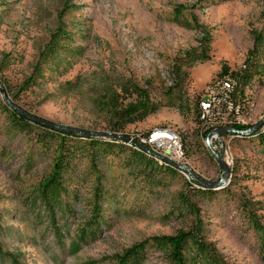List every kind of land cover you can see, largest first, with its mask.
Segmentation results:
<instances>
[{
	"label": "rangeland",
	"instance_id": "1",
	"mask_svg": "<svg viewBox=\"0 0 264 264\" xmlns=\"http://www.w3.org/2000/svg\"><path fill=\"white\" fill-rule=\"evenodd\" d=\"M59 27L70 37L63 42L69 51H62V65L44 64L45 77L27 88L25 80ZM252 30L264 37V0H0V264H110L145 238L189 230H198L228 264H264L241 209L244 199L264 201V145L256 137L225 135L232 162L224 175L199 118L210 83L245 67ZM203 36L210 38V58L184 62ZM222 66L228 72L219 75ZM257 69L237 96L252 101L244 111L248 125L264 117V64ZM137 88L158 109L122 125L115 110L137 100ZM7 101L57 124L102 133L94 136L103 140L111 138L108 132L137 136L175 128L192 173L159 169L155 156L158 161L147 167L151 175H144L120 147L95 160L89 151L81 154L70 189H78L80 199L69 230L73 234L90 216L97 173L108 190L105 222L96 239L70 254L71 238L60 243L43 207L32 202L53 170L59 134L35 124L17 127ZM221 177L226 182L216 184ZM200 186L216 193L193 189ZM257 214L264 224V209ZM165 253L151 249L139 264H170Z\"/></svg>",
	"mask_w": 264,
	"mask_h": 264
},
{
	"label": "trees",
	"instance_id": "2",
	"mask_svg": "<svg viewBox=\"0 0 264 264\" xmlns=\"http://www.w3.org/2000/svg\"><path fill=\"white\" fill-rule=\"evenodd\" d=\"M226 1V0H222ZM181 11V8H178ZM253 44L252 48L248 50V56L244 63V68L239 72H232L238 79L237 96L242 98L243 88L250 82L255 72H259L257 67L264 64V37L261 32L252 30ZM68 32L59 27L55 32L51 34L50 40L45 46L44 50L40 54L39 61L32 73V75L25 80L27 88L38 83L41 77H45L44 64H56L57 67L62 65V51L68 52L69 48L63 42L69 40ZM209 36H203L199 40V45L196 48H192L187 51L183 61L190 65L196 61H205L210 58L209 50ZM255 58L251 61V58ZM255 71V72H254ZM228 72L227 66H222V70L219 75L226 74ZM178 80H180L178 78ZM177 84H174L176 86ZM139 98L133 102H129L125 106L119 107L115 110V115L118 118L123 119V123H132L142 120L147 115L155 112L158 109V104L154 103V99L150 98L145 89H136ZM171 87L165 92L169 96L168 103H174L171 100ZM241 94V96L239 95ZM171 96V97H170ZM244 99V98H243ZM242 99V100H243ZM5 109L8 112L9 117L13 120V124L17 127H26L30 124H35L38 127L45 129L48 134H59L60 142L58 145V155L55 159L53 170L51 174L41 183L37 195L34 198L35 204L38 202L43 207L44 215L46 216L48 223L53 228L55 236L58 237L60 243L66 245L65 239L71 238V242L67 247V251L70 254L78 253L85 244L93 241L98 237L102 230L104 221L103 214V200L108 193V190L102 183V175L97 173L96 186L93 189V200L90 211V216L84 219L83 222L75 229L72 234L69 230V217H75L77 212L75 204L79 198L78 189H71V182L77 174V168L75 167V160L81 154L85 155L86 151L92 155L93 160L99 154L107 153L115 147H120L122 152L128 153V162H134L137 165L138 171H141L144 175H151L147 171V167L150 163L158 161L156 154L152 151L142 149L137 143L129 142L121 138L111 137L108 140L101 138H95L94 135H85L74 131L56 130L49 127H45L41 124L31 121L24 117L10 104L5 105ZM251 125L236 126L237 129H245L253 127ZM113 131H119V127L114 126ZM126 135V134H124ZM256 137L258 143L264 145V124L254 132L248 134H240L238 136ZM38 141L43 143L47 142V137H39ZM134 142H137L134 139ZM147 148V146H143ZM152 155V156H151ZM163 167V168H162ZM95 168V167H94ZM159 169H165L167 172L179 171L176 167L172 166L165 160L160 161ZM195 191H199L202 194L212 196L216 193V189L213 187H197L193 188ZM34 204V203H33ZM38 205V204H37ZM241 209L244 216L247 218L248 227L252 228L255 237L258 242L259 256L264 263V224L261 222L257 211L264 209V201L261 200H248L241 201ZM58 213H61V217H64L65 221L60 224ZM1 219V216H0ZM1 227V221H0ZM198 230L180 231L176 235H154L145 238L139 242L134 243L129 248L125 249L122 255L118 256L114 262L110 264H139L144 260L151 249L164 250L165 257L170 264H228L222 260L218 254L209 246L201 235L198 234ZM5 252L0 244V254ZM13 264H19L17 260L13 261ZM97 261L91 262L96 264Z\"/></svg>",
	"mask_w": 264,
	"mask_h": 264
},
{
	"label": "built area",
	"instance_id": "3",
	"mask_svg": "<svg viewBox=\"0 0 264 264\" xmlns=\"http://www.w3.org/2000/svg\"><path fill=\"white\" fill-rule=\"evenodd\" d=\"M237 85V78L225 76L221 80L215 81L213 88L209 92H205L202 98V128L212 139L215 152L220 154L225 165L230 161L224 147V136L231 137L229 129L240 126L239 117L241 116L233 102V93H237ZM219 128H226V131L217 132L216 130ZM129 137L137 138L141 143L147 145L148 150L157 153L159 157L180 164L179 148L172 133L166 130H157L150 135Z\"/></svg>",
	"mask_w": 264,
	"mask_h": 264
},
{
	"label": "water",
	"instance_id": "4",
	"mask_svg": "<svg viewBox=\"0 0 264 264\" xmlns=\"http://www.w3.org/2000/svg\"><path fill=\"white\" fill-rule=\"evenodd\" d=\"M8 104H10L13 108H15L20 114H22L24 117L30 119L31 121L33 122H36L38 124H41L45 127H49V128H52V129H56V130H65V131H74V132H78V133H81V134H85V135H103L102 133H98V132H90V131H85V130H80V129H77V128H74V127H70V126H65V125H62V124H57L53 121H50L48 119H45V118H41L39 116H36L32 113H29L25 110H23L22 108H20L18 105H16L15 103L11 102V101H7ZM264 124V117L258 121L253 127H249L247 129H237V128H231L229 129L230 132H233V133H238V134H248V133H251V132H254L255 130H257L259 127H261L262 125ZM217 132H224L226 131V128H219L216 130ZM104 135H108L109 137H115V138H121L123 140H126V141H130V137L127 136V135H124L122 133H119V132H108ZM134 143V142H133ZM142 149H145L147 151H149L147 148L143 147V146H140ZM213 155L217 158V160L219 161L221 167H222V170H223V174L226 175L228 173V167L225 165V163L223 162L222 158L220 157V155L215 152V151H212ZM163 160H165L166 162H168L169 164H171L172 166L176 167L178 170L182 171V172H185L187 174H190L192 173L190 168L187 167L186 165L184 164H177L175 162H173L172 160H169V159H165V158H161ZM225 181V177H221L220 180L218 182H216V184L218 183H221L223 184Z\"/></svg>",
	"mask_w": 264,
	"mask_h": 264
},
{
	"label": "bare ground",
	"instance_id": "5",
	"mask_svg": "<svg viewBox=\"0 0 264 264\" xmlns=\"http://www.w3.org/2000/svg\"><path fill=\"white\" fill-rule=\"evenodd\" d=\"M225 76L228 77V78H235L234 76H232L230 74H226V75L220 76L216 80H214L212 83H210V85L207 87V89L205 90V92H209L213 88V85H215V81H219V80H221ZM236 94L237 93H233V102L235 104V107H236L237 112L241 116V117H239V125H248V122H247V120H246V118L244 116V111H245V109L249 108V106L252 105V103H251L252 101L249 100L248 98L247 99L244 98L243 99L244 101H242V99H238L237 98V95ZM199 112H200V117L199 118H200V120H201V122L203 124L202 99L199 101ZM157 130H166V131L172 133V135L174 136L175 141L177 142V146L179 148L180 164H184L187 167H189L187 165V163L185 162V160H186V158H185V151L183 149L182 135H181V133H180L179 130H177L175 128H171V127H158V128H154L153 130H151L150 132H148V134H138L137 136L150 135V134H152L153 132H155ZM238 135H240V134H237V136ZM233 136H235V135H232V137ZM130 139L131 140L129 142H134V139H135L137 142H134V143H137L138 145L141 144L143 146H147L146 144L141 143L137 138H130ZM205 143H206V145L208 147H210L213 151H215V146L212 144V139H210L208 135H207V138L205 140ZM224 147H225L226 153L228 154V160L230 161L229 163H226V166H230L231 165V162H232V158H231V155H230L229 140H225L224 139ZM155 154H156V157L158 159L163 160V159H161V157H159V155L157 153H155Z\"/></svg>",
	"mask_w": 264,
	"mask_h": 264
},
{
	"label": "crops",
	"instance_id": "6",
	"mask_svg": "<svg viewBox=\"0 0 264 264\" xmlns=\"http://www.w3.org/2000/svg\"><path fill=\"white\" fill-rule=\"evenodd\" d=\"M154 127V126H153Z\"/></svg>",
	"mask_w": 264,
	"mask_h": 264
}]
</instances>
